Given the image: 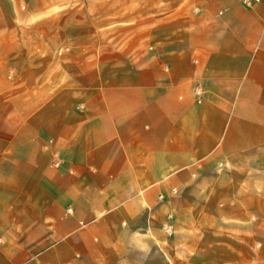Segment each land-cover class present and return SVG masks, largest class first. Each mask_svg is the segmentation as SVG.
<instances>
[{
    "label": "crops",
    "instance_id": "obj_1",
    "mask_svg": "<svg viewBox=\"0 0 264 264\" xmlns=\"http://www.w3.org/2000/svg\"><path fill=\"white\" fill-rule=\"evenodd\" d=\"M165 1L79 71L0 33V264H264V0Z\"/></svg>",
    "mask_w": 264,
    "mask_h": 264
},
{
    "label": "rangeland",
    "instance_id": "obj_2",
    "mask_svg": "<svg viewBox=\"0 0 264 264\" xmlns=\"http://www.w3.org/2000/svg\"><path fill=\"white\" fill-rule=\"evenodd\" d=\"M165 0H0V33L28 51L50 45L60 62L95 66L105 56L136 55L157 37ZM158 8L154 12V8ZM162 23V22H161ZM10 31V32H7ZM156 35V36H155ZM45 40H42V39ZM40 51V50H39Z\"/></svg>",
    "mask_w": 264,
    "mask_h": 264
},
{
    "label": "built area",
    "instance_id": "obj_3",
    "mask_svg": "<svg viewBox=\"0 0 264 264\" xmlns=\"http://www.w3.org/2000/svg\"><path fill=\"white\" fill-rule=\"evenodd\" d=\"M244 1H249V0H244ZM169 228V227H168Z\"/></svg>",
    "mask_w": 264,
    "mask_h": 264
}]
</instances>
